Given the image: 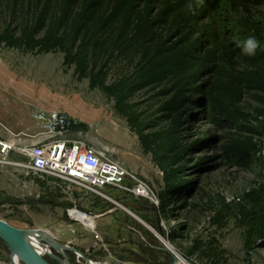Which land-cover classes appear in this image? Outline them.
<instances>
[{"label": "trees", "instance_id": "1", "mask_svg": "<svg viewBox=\"0 0 264 264\" xmlns=\"http://www.w3.org/2000/svg\"><path fill=\"white\" fill-rule=\"evenodd\" d=\"M8 20L0 22V45L35 54L60 52L78 81L87 78L114 101L143 153L162 172L160 209L173 199L186 205L185 157L200 144L183 143L193 117L209 118L234 135L222 145L228 160L245 164L259 145L242 105L243 93L264 96V51L245 56L236 41L254 36L264 46V0H0ZM130 67L110 80L114 63ZM157 90L150 114L133 97ZM214 116H211L213 115ZM203 162L194 168L199 169ZM215 231L226 225L228 204L215 210ZM240 215L244 216L243 210ZM219 259L216 240L200 247Z\"/></svg>", "mask_w": 264, "mask_h": 264}, {"label": "rangeland", "instance_id": "2", "mask_svg": "<svg viewBox=\"0 0 264 264\" xmlns=\"http://www.w3.org/2000/svg\"><path fill=\"white\" fill-rule=\"evenodd\" d=\"M5 19L8 20L7 7L0 3V22ZM258 46L264 51V46ZM0 58L7 68L0 72L3 81L0 88L7 82L3 77L15 73L24 81L47 82L60 96L75 91L90 99L99 109V120L82 122L66 111L50 109L64 112L71 118L72 124L64 136L84 141L85 145L87 137H97L104 147L100 152L120 162L148 191L146 196H136L130 191L107 186L102 190L107 197L73 188L64 192L51 184L50 178L42 179L37 175L36 178L46 184L45 188L36 190L32 198L24 196L25 201L21 195L0 190V219L22 231H47L60 245L57 249L41 241L45 248L38 253L50 264L57 263L47 256L48 252L60 256L68 264H170L171 253L166 244L193 264H264V96L249 91L243 93L241 99L255 130L241 131V137L250 136L259 145L258 152L245 164L228 160L223 152L222 145L234 137L226 134L229 127L205 117L190 120L183 143L190 145L199 141L200 144L185 157V178L191 185L187 203L182 206L171 199L168 207L161 210L162 172L152 162L151 155L143 153L125 118L115 112L112 98L99 89L90 90L87 78L78 81L74 67L63 65L60 52L35 54L0 45ZM129 69L127 63L117 60L110 80ZM25 91L30 90L26 88ZM156 92L143 90L133 101L150 114L160 100ZM21 150L13 163L27 160ZM6 155L7 152L0 154V162L5 161ZM124 157L136 164L135 170L124 165ZM198 162L203 164L196 169ZM17 169L16 175H25L18 166ZM136 179L125 178L122 184L131 188ZM156 196L158 203H155ZM223 203L229 205L230 213L225 227L215 231L210 219L215 213L213 209H219ZM72 210L80 212L83 219L73 218ZM240 210L245 217L240 215ZM212 238L218 248L224 250L215 262L200 251V247ZM11 263L12 252L0 239V264Z\"/></svg>", "mask_w": 264, "mask_h": 264}, {"label": "built area", "instance_id": "3", "mask_svg": "<svg viewBox=\"0 0 264 264\" xmlns=\"http://www.w3.org/2000/svg\"><path fill=\"white\" fill-rule=\"evenodd\" d=\"M32 118L41 130L38 144L22 149L26 161L16 162L26 175L50 178V183L67 192L80 190L107 197L105 187L120 188L136 196H146L147 187L118 161H115L81 140H71L64 135L72 124L71 118L59 110L37 109ZM7 152V144L0 139V154ZM1 161V160H0ZM125 178L136 179L133 187L122 184ZM159 199L155 197V203Z\"/></svg>", "mask_w": 264, "mask_h": 264}, {"label": "crops", "instance_id": "4", "mask_svg": "<svg viewBox=\"0 0 264 264\" xmlns=\"http://www.w3.org/2000/svg\"><path fill=\"white\" fill-rule=\"evenodd\" d=\"M3 63L0 58V72L6 68ZM1 79L0 76L2 84ZM3 79L9 83L5 82L6 85L0 88V139L7 144L5 161L0 162V190L6 194L21 195L22 201H25L29 197H34L36 190H43L46 185L36 176L15 174L18 169L13 162L17 160L19 151L36 145L41 140L40 129L31 116L32 110L59 109L82 122L99 120L100 112L90 99L75 91L70 95L60 96L51 90L47 82L24 81L15 73H10ZM26 88L30 91H25ZM86 141L87 145L103 151L102 142L97 137L89 136ZM122 161L125 166L135 170L136 164L130 158L124 157ZM10 189H14L15 192H11Z\"/></svg>", "mask_w": 264, "mask_h": 264}, {"label": "water", "instance_id": "5", "mask_svg": "<svg viewBox=\"0 0 264 264\" xmlns=\"http://www.w3.org/2000/svg\"><path fill=\"white\" fill-rule=\"evenodd\" d=\"M0 239L5 243L10 251L17 254L22 264H50L44 258V256L38 254L28 243L22 239L20 230L18 228L10 225L2 219H0ZM47 256L52 258L57 264H62L64 261L60 256H56L51 252H48ZM175 263L176 257L171 254L170 264Z\"/></svg>", "mask_w": 264, "mask_h": 264}, {"label": "bare ground", "instance_id": "6", "mask_svg": "<svg viewBox=\"0 0 264 264\" xmlns=\"http://www.w3.org/2000/svg\"><path fill=\"white\" fill-rule=\"evenodd\" d=\"M70 215L73 218H76L78 220L83 219L82 214L76 210H72L70 212ZM90 215V214H89ZM20 234L22 239L28 243L37 253L39 250H44L45 245L41 243V241H47L49 244L55 246L57 249H60V245H58L51 237V235L47 231H39V230H20ZM165 247L169 250V252L176 257V263L175 264H193L183 258L178 253H175L171 250V247L166 244ZM12 252V251H11ZM39 254V253H38ZM41 255V254H40ZM11 264H22L21 260L17 256L16 253L12 252V263ZM62 264H68L67 262L63 261Z\"/></svg>", "mask_w": 264, "mask_h": 264}, {"label": "clouds", "instance_id": "7", "mask_svg": "<svg viewBox=\"0 0 264 264\" xmlns=\"http://www.w3.org/2000/svg\"><path fill=\"white\" fill-rule=\"evenodd\" d=\"M203 3V0H200ZM237 46L245 56H254L258 48V41L254 36H249L243 40L236 41Z\"/></svg>", "mask_w": 264, "mask_h": 264}]
</instances>
